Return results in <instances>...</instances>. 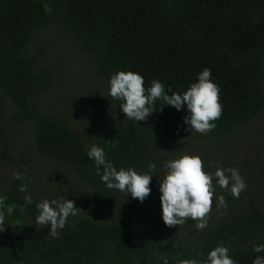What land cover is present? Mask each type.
<instances>
[{
    "label": "trees",
    "instance_id": "16d2710c",
    "mask_svg": "<svg viewBox=\"0 0 264 264\" xmlns=\"http://www.w3.org/2000/svg\"><path fill=\"white\" fill-rule=\"evenodd\" d=\"M51 26L85 52L99 79L82 131L56 112L45 113L40 102L51 68L39 66V49L28 54L27 48L36 33ZM204 68L219 86L222 105L216 127L206 135L193 137L186 130L184 106L177 111L157 100L153 112L136 124L108 95V80L117 71L140 74L146 89L155 79L166 92L183 93ZM4 99L13 109L12 120L31 126L38 155L89 188L98 214L70 215L52 236L49 226L35 223L41 200L19 191L22 180L13 174L3 177L0 195L14 209L0 233V264H164L165 259L183 264L203 261L218 245L229 249L236 264L264 256L253 251L264 243V203L229 198L235 208L224 207L212 225L171 237L151 215L160 196L152 195V184L142 203L109 190L86 156L95 144L117 169L151 173L148 165L156 161L164 133L214 139L255 118L264 109V0H0V108ZM0 143L3 158L13 164L8 139ZM24 195L33 203L25 204ZM261 197L264 202V186Z\"/></svg>",
    "mask_w": 264,
    "mask_h": 264
},
{
    "label": "rangeland",
    "instance_id": "374dc122",
    "mask_svg": "<svg viewBox=\"0 0 264 264\" xmlns=\"http://www.w3.org/2000/svg\"><path fill=\"white\" fill-rule=\"evenodd\" d=\"M36 49L42 52L39 66L46 64L51 68L50 79L40 96L43 111L56 112L76 131H82L86 127L87 109L92 105V97L95 96V92L100 91L99 79L94 76L89 65L90 59L58 26L46 27L36 33L27 48V53ZM1 104L0 142L4 136L8 139L9 153L14 163L9 164L8 160L3 158L0 148V189L3 177H9L18 170L27 192L38 199H60L64 196L80 209L76 215H97L89 188L71 174L65 173L61 165L41 158L33 145L31 126L25 122L17 123L12 120L13 109L7 99ZM95 111L98 117L105 114L99 108ZM190 134L193 137L199 136V133L195 132ZM162 138L164 145L162 142L154 162L155 165L162 167H156L155 172L150 173L151 189L154 191L152 195L159 192V183L167 174L165 162L182 155H198L206 172L214 173L217 167L236 168L241 176H246L244 181L247 187L239 195L241 201L256 199L264 203L261 197L264 186V109L249 123L224 137L193 139L187 133L171 135L166 132ZM213 184L215 187L213 204L207 216L206 228L213 224L224 207L235 208L229 201V198H233L229 191L215 185V181ZM217 197H223L224 206H217ZM153 203L151 215L162 221L158 196ZM194 223L190 218L178 226L168 227L163 223L164 233L171 237L186 235L187 232L197 230Z\"/></svg>",
    "mask_w": 264,
    "mask_h": 264
},
{
    "label": "clouds",
    "instance_id": "9594fccd",
    "mask_svg": "<svg viewBox=\"0 0 264 264\" xmlns=\"http://www.w3.org/2000/svg\"><path fill=\"white\" fill-rule=\"evenodd\" d=\"M108 95L119 101V108L125 118L134 121H145L153 112L157 100L162 104L174 107L177 111L184 106L186 116L183 123L189 132L206 135L216 127L213 121L221 116L222 105L219 103L220 89L211 79V71L202 69L186 91L177 93L168 89L158 80H152L151 86L144 87L143 77L132 71H117L108 80ZM171 92L169 96L167 93ZM88 159L93 161L95 174L109 190H118L121 193L143 202L150 194L149 184L152 174H140L133 168L117 169L107 160L104 149L95 144L86 151ZM150 172H155L156 165H148ZM167 174L159 183V201L161 219L168 227L186 223L190 218L197 230L207 226V216L213 204L215 185L227 189L233 198H239L240 193L247 187L244 178L236 168L217 167L214 173L206 172L204 164L198 155H182L165 162ZM13 179H21L20 173H13ZM19 191L26 192L25 185H20ZM7 196L0 195V233L5 229L6 215L13 213L14 206L7 204ZM25 204H32L31 195L22 197ZM217 206H224L223 197H217ZM38 215L35 223L40 226H49L50 235L55 236L63 229L67 218L75 216L80 210L74 206L72 200L62 196L60 199H43L36 204ZM255 253L264 252V243L253 247ZM199 255V253H198ZM164 264H167L165 259ZM183 264H236L229 255L226 246L218 245L208 251L203 261L190 259ZM252 264H264V256L257 255Z\"/></svg>",
    "mask_w": 264,
    "mask_h": 264
}]
</instances>
